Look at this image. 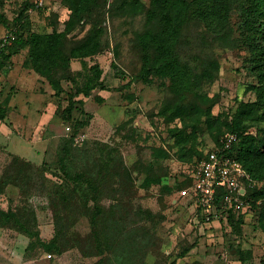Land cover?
Returning <instances> with one entry per match:
<instances>
[{"label": "rangeland", "instance_id": "1", "mask_svg": "<svg viewBox=\"0 0 264 264\" xmlns=\"http://www.w3.org/2000/svg\"><path fill=\"white\" fill-rule=\"evenodd\" d=\"M30 1L0 0V37L19 19L32 32L62 34L67 53L94 28L102 30L101 45L93 55L72 59L59 98L30 66L27 49L0 56V104L8 110L0 119V175L18 156L46 171L49 184L62 186L58 157L66 141L72 142L76 167L91 164L99 150L114 153L104 167L109 183L102 188L100 208L107 212L110 236L121 233L113 256L108 251L83 255L77 249L48 252L43 243L53 242L58 233L85 241L91 225L74 214L81 204L54 208L33 184L25 186L23 196L9 185L0 195V208H31L40 237L0 228V264H264V208L244 204V222L234 228L227 209L207 221L189 199L177 196L180 181L197 166H192L195 156L218 148L216 137L228 133L226 123L237 108L255 101L250 87L258 81L242 67L247 51L238 29L246 0H229L227 23L219 31L193 14L188 18L177 52L201 79L189 93L173 90L154 72L141 75L139 40L150 25L122 0L89 1L88 13L74 11L79 5L72 10L66 0H45L42 7ZM141 1L150 7L151 0ZM247 121L252 131L264 127V122ZM262 176L258 187L264 198ZM116 184L130 200L112 215ZM242 250L249 254L241 261Z\"/></svg>", "mask_w": 264, "mask_h": 264}, {"label": "trees", "instance_id": "2", "mask_svg": "<svg viewBox=\"0 0 264 264\" xmlns=\"http://www.w3.org/2000/svg\"><path fill=\"white\" fill-rule=\"evenodd\" d=\"M89 1L95 0H66V3L70 5L72 10L79 5V9L74 10L76 12L80 10L83 13H88L92 11V3ZM30 2L32 3V1ZM195 2L196 11L192 10L191 0H151L149 8L145 7L141 0L121 1V5L129 8L131 12L144 15L150 25V30L143 33L139 40L144 57L141 75L147 77L148 73L154 72L161 80H168L170 87L177 92H194L201 84V79L187 63L181 61L177 52L181 31L188 18L193 14L208 28L216 31L224 29L222 26L227 23L228 19L229 0H195ZM88 3L90 4L88 5ZM36 4L33 0L30 5ZM24 20H27L26 17ZM12 27L10 30L15 32L16 40L0 56L10 57L11 54L27 49L30 66L48 80L54 91L53 96L58 98L63 93L61 80L68 78L64 72L68 71L72 59L93 55L101 45L102 30L99 28H94L84 40L72 47L67 53L64 48L63 35L60 33L40 34L32 32L30 26L26 28L22 22L19 23V19L13 23ZM238 29L242 45L247 51V57L242 67L250 76L256 77L258 81L256 85L250 87L256 98L254 102L242 103L237 108L231 117V121L226 123L228 133L218 135L215 143L220 148L222 141L228 135L236 136L237 140L231 150L224 153L240 162L250 177V181H244L246 191L241 198L244 204L251 206L252 210L260 209L261 211L264 208V198H262L263 192L260 191L258 183L262 181L264 172V127L252 131L247 120L252 118V121L264 122V0H246L240 9ZM7 115V108L0 104V119H5ZM72 149V142L66 141L62 144L58 157V168L65 181L62 186L49 184L46 171L36 167L35 163L32 164L31 161L12 156L0 175V195L5 193L9 185H12L18 187L23 196L33 184L38 189L37 191L45 192L54 208L65 205L75 206L79 202L80 208L76 210L77 212L74 211V214L78 215V219H88L91 225L85 241L81 239L78 241V237L73 236L65 238L63 233H58L53 242L43 243V247L48 252L57 255H61L68 249H77L83 255H96L93 251H97V254L101 251H108L110 256H113L115 248L119 244L121 231L119 229L117 236H113L112 233L110 236L109 229L104 223L107 212L100 208V202L103 198L102 188L105 187L106 183H109L104 167L114 159L115 155L114 153H103L98 149L99 157H96L91 164L80 167L77 165L76 167L74 161L76 155ZM108 155L109 159L107 158ZM206 156L207 152L200 156L199 154L196 155V160L192 166L198 164ZM69 162L71 163L68 164ZM89 167L91 170L87 171L86 169ZM124 169L127 172L126 168ZM126 172L123 175H115V178L128 174ZM192 181L191 177L180 181L179 190L190 186ZM252 181L255 183L254 185ZM27 185L29 187L26 188ZM119 188V184H116L114 188L112 187L113 195L110 197L113 200L114 209L118 205L122 207L129 205L130 199L126 198L125 193L121 192ZM226 193L227 190L223 187L218 190L217 210H222V199ZM259 200L261 203L257 204ZM91 202L94 204L93 206H91ZM227 210L229 222L234 228L244 222L240 215V209L237 211ZM116 211V209L113 210L112 215ZM56 221H60L57 216ZM0 228L14 229L38 240L40 237L36 214L28 206L16 207L14 210L0 208ZM248 254V251H239L241 261L247 259Z\"/></svg>", "mask_w": 264, "mask_h": 264}, {"label": "built area", "instance_id": "3", "mask_svg": "<svg viewBox=\"0 0 264 264\" xmlns=\"http://www.w3.org/2000/svg\"><path fill=\"white\" fill-rule=\"evenodd\" d=\"M45 0H36L38 7L44 5ZM16 40L14 31H8L0 37V54ZM237 138L228 135L222 141V146L211 150L206 158L202 159L191 175L192 184L177 192L179 199H189L196 211L205 220L218 218V214L224 209L237 211L244 207L241 199L246 188L244 181H250L245 169L234 157L224 152L231 150ZM252 184L255 183L252 181ZM225 188L227 193L223 196L222 210H217V194L220 188Z\"/></svg>", "mask_w": 264, "mask_h": 264}, {"label": "crops", "instance_id": "4", "mask_svg": "<svg viewBox=\"0 0 264 264\" xmlns=\"http://www.w3.org/2000/svg\"><path fill=\"white\" fill-rule=\"evenodd\" d=\"M195 211H196V209H195Z\"/></svg>", "mask_w": 264, "mask_h": 264}]
</instances>
